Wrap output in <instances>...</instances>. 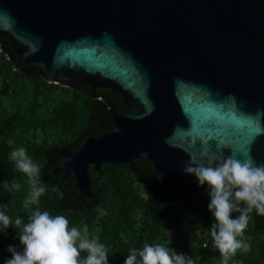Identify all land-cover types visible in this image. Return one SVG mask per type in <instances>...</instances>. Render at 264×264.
I'll list each match as a JSON object with an SVG mask.
<instances>
[{
	"label": "water",
	"instance_id": "obj_1",
	"mask_svg": "<svg viewBox=\"0 0 264 264\" xmlns=\"http://www.w3.org/2000/svg\"><path fill=\"white\" fill-rule=\"evenodd\" d=\"M0 43L20 71L123 99L110 131L60 151L52 173L79 196H91L89 167L145 159L162 183L159 221L215 220L208 186L183 171L190 158L250 152L264 164V0H0Z\"/></svg>",
	"mask_w": 264,
	"mask_h": 264
},
{
	"label": "trees",
	"instance_id": "obj_2",
	"mask_svg": "<svg viewBox=\"0 0 264 264\" xmlns=\"http://www.w3.org/2000/svg\"><path fill=\"white\" fill-rule=\"evenodd\" d=\"M95 93L90 98L84 88L71 90L47 83L37 68L18 70L0 43V210L27 223L38 207L53 216H66L69 227L82 233L87 225L88 238L98 236L99 243L108 248L109 264H124L130 249L165 243L168 238L172 249L192 256L196 264H225L213 246L212 217L188 211L173 225L155 217L151 196L162 183L145 159L106 163L96 171L89 167V198L79 196L73 182L53 175L52 170L64 162L62 148L78 149L87 138L111 130L112 114L125 113L120 95L108 88H97ZM19 147L41 166V180L47 185L39 205L29 208L24 207L29 194L27 176L8 159ZM13 180L21 188L9 192L4 181L11 187ZM238 215L233 213L234 218ZM249 216L243 239L250 250L238 249L227 264H264V216L255 210ZM19 235L15 227L0 232V264L12 258L9 246L23 251ZM87 255L81 252V259Z\"/></svg>",
	"mask_w": 264,
	"mask_h": 264
},
{
	"label": "clouds",
	"instance_id": "obj_3",
	"mask_svg": "<svg viewBox=\"0 0 264 264\" xmlns=\"http://www.w3.org/2000/svg\"><path fill=\"white\" fill-rule=\"evenodd\" d=\"M202 156L207 158V163L190 158L183 171L194 175L201 187L208 186V208L215 218L211 225L213 246L227 264L238 249L250 250V245L243 239L249 213L255 210L257 215L264 216V164H256L250 152L243 153L244 158L240 159L235 153L224 157L210 154L205 149ZM8 159L27 176L29 194L24 207L39 205L40 197L47 190L41 180V166L24 147L11 151ZM4 187L10 192L19 190L21 185L13 180L9 187V182L4 181ZM233 213L239 215L234 218ZM9 227L19 230L20 243L24 247L20 252L9 246L12 258L5 264H109V250L99 243V237L89 239L87 225L83 226V233L75 226L70 228L64 215L53 216L37 207L25 223L19 217L13 220L6 210H0V232H6ZM170 244L168 238L165 243L130 249L124 264H196L192 256L178 254ZM83 251L88 255L81 259Z\"/></svg>",
	"mask_w": 264,
	"mask_h": 264
},
{
	"label": "snow or ice",
	"instance_id": "obj_4",
	"mask_svg": "<svg viewBox=\"0 0 264 264\" xmlns=\"http://www.w3.org/2000/svg\"><path fill=\"white\" fill-rule=\"evenodd\" d=\"M206 124H207V126H208L210 129L215 127V122L208 121V122H206Z\"/></svg>",
	"mask_w": 264,
	"mask_h": 264
}]
</instances>
